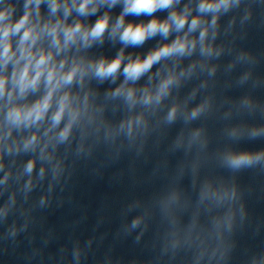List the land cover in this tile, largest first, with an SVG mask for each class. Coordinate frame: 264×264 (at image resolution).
<instances>
[{
	"label": "clouds",
	"instance_id": "clouds-1",
	"mask_svg": "<svg viewBox=\"0 0 264 264\" xmlns=\"http://www.w3.org/2000/svg\"><path fill=\"white\" fill-rule=\"evenodd\" d=\"M240 3L241 0H0V195L8 190L14 176L18 183L23 181L18 191L25 196L44 179L46 171L50 170L52 179L57 180L63 171L58 149L77 134L83 140L90 132H103L106 138L123 134L129 139L145 133L148 115L159 111L173 90L190 79L198 66L205 67L201 60L187 66L182 62L196 55L203 61L221 55L223 48L215 43L220 18ZM117 5L121 11L113 17L112 9ZM160 11H167L162 19L155 15ZM129 16L150 19L136 23L128 21ZM90 17L96 19L90 21ZM157 36L161 41L145 53L126 51L140 48ZM106 40L121 45L115 55H87ZM210 72H215L214 66ZM92 81L115 85L104 96L125 108L127 114L119 124L113 126L104 120L105 106L97 103L98 93L90 87ZM195 95L194 89L189 99ZM187 103L185 100L181 105L173 99L167 106L165 122H175ZM208 105L206 99L183 113L185 121L198 118ZM229 135L237 137L238 129H232ZM248 136L264 137V126L251 128ZM199 137L197 129L191 133L189 143ZM22 154L29 158L14 173L15 158ZM5 157L12 158V166L6 167ZM223 162L232 171L251 168L264 162V150H229ZM236 195L234 186L216 185L211 180L203 183L200 201L222 212L203 225L194 217L187 226L185 240L195 247L196 264L223 259L222 228L232 227L231 205ZM16 198L14 190L0 207V219L6 218ZM45 199L41 198V204ZM178 200L179 194L173 192L166 207ZM142 220V216L134 218L131 228L140 226ZM172 223L175 237L179 221L174 215ZM178 243L174 239L172 246ZM75 255L78 257L79 252Z\"/></svg>",
	"mask_w": 264,
	"mask_h": 264
}]
</instances>
